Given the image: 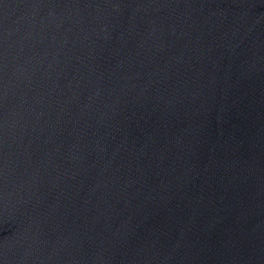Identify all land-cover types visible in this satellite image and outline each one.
Returning <instances> with one entry per match:
<instances>
[{"label":"water","instance_id":"water-1","mask_svg":"<svg viewBox=\"0 0 264 264\" xmlns=\"http://www.w3.org/2000/svg\"><path fill=\"white\" fill-rule=\"evenodd\" d=\"M0 264H264V0H0Z\"/></svg>","mask_w":264,"mask_h":264}]
</instances>
